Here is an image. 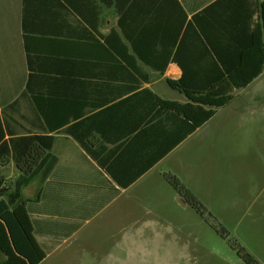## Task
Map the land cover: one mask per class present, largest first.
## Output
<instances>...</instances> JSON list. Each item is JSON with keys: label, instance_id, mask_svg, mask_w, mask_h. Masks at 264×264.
Listing matches in <instances>:
<instances>
[{"label": "crops", "instance_id": "1", "mask_svg": "<svg viewBox=\"0 0 264 264\" xmlns=\"http://www.w3.org/2000/svg\"><path fill=\"white\" fill-rule=\"evenodd\" d=\"M262 1L0 0V119L15 136L53 137L24 203L0 194V264L142 233L140 213L185 203L170 175L211 210L228 203L214 162L253 126L241 112L262 111L260 98L228 109L264 72ZM237 56L206 90L180 85L183 68L204 75ZM19 174L0 166L6 185Z\"/></svg>", "mask_w": 264, "mask_h": 264}, {"label": "rangeland", "instance_id": "2", "mask_svg": "<svg viewBox=\"0 0 264 264\" xmlns=\"http://www.w3.org/2000/svg\"><path fill=\"white\" fill-rule=\"evenodd\" d=\"M238 95L228 109L253 98L263 106L257 118L241 112L253 120L248 135L223 139L233 148L229 159L216 155L214 179L231 192L224 207L211 210L195 195L194 206L186 196L184 204L170 197L153 214H139V225H148L142 233L96 235L41 264H264V72Z\"/></svg>", "mask_w": 264, "mask_h": 264}, {"label": "trees", "instance_id": "3", "mask_svg": "<svg viewBox=\"0 0 264 264\" xmlns=\"http://www.w3.org/2000/svg\"><path fill=\"white\" fill-rule=\"evenodd\" d=\"M215 5L217 4H213L204 9L202 13H208L209 9ZM260 8L264 28V1L261 2ZM194 19H197V16H194ZM212 61L216 66L215 72L204 75H189L185 72V68L182 67L183 72L180 78V85L184 88L206 90L212 84L224 79L239 64L240 57L237 56L234 59L217 57L213 58ZM188 127L187 132L194 129L192 124H189ZM6 135H8L7 138ZM78 141L82 143L80 139ZM52 142L53 137L49 135L15 136L14 133H9L6 125L0 119V166L12 160L20 171L18 177L9 185H6L4 177L0 175V194L4 195L10 207H16L24 203L22 188L28 185L41 171L42 166L49 156ZM168 181L183 196L191 199L193 206L197 205L198 201L196 198L176 177L170 175ZM246 260L251 261L249 254L246 255Z\"/></svg>", "mask_w": 264, "mask_h": 264}]
</instances>
